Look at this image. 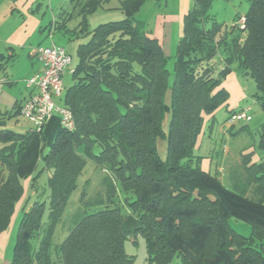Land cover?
Masks as SVG:
<instances>
[{"label": "trees", "instance_id": "trees-1", "mask_svg": "<svg viewBox=\"0 0 264 264\" xmlns=\"http://www.w3.org/2000/svg\"><path fill=\"white\" fill-rule=\"evenodd\" d=\"M143 1H121L123 19L88 30L86 20L102 0H86L75 28L67 29L65 12L44 28L87 37L75 47L73 85L63 93L74 128L59 126L48 152L42 153L44 126L24 133L3 128L19 114V102L0 113V234L22 199L23 183L33 189L36 165L50 172L47 203L35 200L23 212L10 264H131L124 242L137 234L149 264H264V162L240 157L242 185L229 170L235 192L218 172L204 171L195 155L205 122L211 129L218 109H227L221 83L232 67L253 80V99L264 113V0H245L242 29L235 24L239 15L227 26L209 14L214 0H193L182 17L171 82L170 57L135 20ZM7 62L0 55V76ZM241 109L227 110L226 119ZM158 139L166 144L164 158ZM88 161L105 174V202L113 203L119 189L130 195L124 199L129 213L118 207L86 213L82 200L66 237L55 243L65 203ZM230 219L248 224L250 235L236 234Z\"/></svg>", "mask_w": 264, "mask_h": 264}, {"label": "rangeland", "instance_id": "rangeland-1", "mask_svg": "<svg viewBox=\"0 0 264 264\" xmlns=\"http://www.w3.org/2000/svg\"><path fill=\"white\" fill-rule=\"evenodd\" d=\"M86 0H41L42 2V13L45 12L46 16L44 17V22H48L51 18H60L62 13L70 14L71 19L66 21L67 29L71 30L75 28L77 25V21L79 18L77 17V13L79 11L80 5H82ZM123 0H102L98 9L88 17L86 22L88 23V30H92L100 24L116 22L123 19V13L119 9L120 2ZM179 0H144L143 4L140 6V10L137 12L135 16V20L140 23L142 29L148 31L150 36L154 39L160 37V27L164 22H172L174 30L176 28L175 18L178 15L179 11ZM212 6L209 10V14L216 19V21L224 23L225 25H230L233 21L234 15L236 14H244L248 9V2L245 0H214L211 3ZM175 17V18H174ZM62 18V17H61ZM60 18V20H61ZM59 20V19H58ZM42 33V32H41ZM44 34V31H43ZM42 35V34H40ZM38 35V36H40ZM45 35V34H44ZM54 41L60 47L62 46L66 49L67 53H69L72 57V69L75 68L77 63L76 57V46L79 43L84 42L87 37L74 38L73 41H68V39L64 38L61 34L56 33L54 35ZM47 39V37H45ZM44 40V39H43ZM158 41V40H157ZM44 45H47V40L42 42ZM46 43V44H45ZM74 44V45H72ZM72 47V48H71ZM74 47V48H73ZM176 45L173 48V54H171L170 59L167 64V69L170 73V82L172 81V67H173V57L175 55ZM222 51L221 49L218 51L216 56L217 67L216 71L219 72L222 68L221 60H222ZM26 60L22 56V54L17 57L14 61L7 63V71H9L19 75H23L25 72V64ZM232 72L228 74V76L222 80V87L224 89L231 88L236 83L240 88L243 86L244 93L235 92L229 94V101L227 109L221 108L215 114L212 128L209 129L208 124L205 127V141L203 142L200 150H196L195 154L200 156H210L213 162L216 161L219 156H228L229 166L231 171L235 174L233 177V181H237L236 184L242 185L243 178L240 175L243 171H240V157L243 155H250L251 162L260 163L264 162V147L260 145L263 135H264V113L258 103H256L253 99L255 89V84L253 80L249 77H243L237 71L235 67H232ZM63 73L62 83L64 89L73 85V78L71 70ZM74 70V69H73ZM72 70V71H73ZM237 76V77H236ZM8 81L15 82L10 77L7 76ZM17 85V84H16ZM23 85V84H22ZM12 86H15L14 84ZM238 87V88H239ZM9 87L6 85H0V111L1 113L12 112L13 109V101L9 90ZM4 91L2 93L1 91ZM232 96V99H231ZM59 106H63V97L60 99H53ZM250 106L251 107V121L245 123L240 122L235 124L231 129H228L225 125L227 110H231L232 108L236 109L240 106ZM49 125H47V129L44 128L43 136V150L42 153L45 154L49 151L52 143L54 142V138L56 136V132L59 128L60 116L54 115L49 120ZM207 123V121L205 122ZM32 126L27 120H25L20 115L13 116L5 120V126L3 128L12 130L16 133H24L30 129ZM203 130V131H204ZM225 133V134H224ZM2 145L0 144V147ZM166 144L164 140L158 139L157 141V152L161 158L165 157L166 152ZM226 147V149H224ZM228 161V160H227ZM227 164V163H226ZM226 164L221 165L220 170L223 172L225 170ZM36 173L38 175L37 180L34 183L33 189L29 187V181L26 180L23 183V196L25 197L24 202L20 206H15L14 213L10 218L9 228L12 227L11 235H10V244L7 252V258L13 257L14 247L16 244L17 238V230L19 227V223L21 221V217L23 212L28 211L30 204L33 201L38 200L40 202L47 203L48 196V188H47V179L50 175V172L47 170H42L41 162L36 165ZM206 169V167H205ZM208 172L214 174V164L212 163L210 168H207ZM224 173V172H223ZM219 174V172H218ZM0 174V178H1ZM222 182L225 183V177L219 174ZM105 178L104 172L96 168L91 161L86 163V167L81 176H79L77 187L73 190L72 194L69 196L65 212L63 217V223L58 225L55 233L54 241L55 243L61 242L68 233V228H70V220L73 212L80 206V202L83 200L85 205H83V209H85L86 213H93L95 211H99L106 207H118L121 211V214L129 213L127 206L125 205V197H130V195H125L119 189H117L116 197L113 199V203L108 204L104 195V184L103 179ZM85 181H87L85 185ZM231 191L238 192L235 188H233L232 184L228 188ZM84 193V196L82 194ZM82 202V203H83ZM45 203V204H46ZM19 213V214H18ZM17 215V216H16ZM232 230L241 236L248 237L251 233V227L248 224L230 219L228 222ZM144 238L137 234L132 238L126 239L124 242V253H126L132 259L131 264H149L147 262L146 248ZM169 264H179L178 259H174L173 262Z\"/></svg>", "mask_w": 264, "mask_h": 264}, {"label": "crops", "instance_id": "crops-1", "mask_svg": "<svg viewBox=\"0 0 264 264\" xmlns=\"http://www.w3.org/2000/svg\"><path fill=\"white\" fill-rule=\"evenodd\" d=\"M192 1L193 0H179L178 15L176 16V18L174 17L177 29L174 30L172 22H164L163 25H161L160 27L161 35L160 37H157V40L159 42V45H161L164 54L167 57H170L171 54H173V48L175 47V45L177 46V42L179 41L181 36L180 30H182V19H183L182 17L189 10L191 6L190 3H192ZM42 5L43 4L41 0H0V55L8 56L7 63L14 61L21 54L26 60L25 72L23 73V75L21 74L18 76L17 74H14L10 71L9 74H7L6 69L8 64L6 63L7 65L5 69V75L0 76V85H6L9 87L7 90H9L12 99H14L13 106L18 102L22 104L24 100H26L30 96L31 90L27 89L26 80L29 79L31 75H33L40 69V64L37 62L33 49H35L38 45H44L42 43L44 40L45 41L47 40V45H48L50 40L48 38L46 39L45 37H47L49 31L48 29L44 30V28L47 26L54 25L53 22H57L59 19V18L58 19L51 18L47 23L44 22V17L46 16V14L45 12L42 13L41 11L43 8ZM236 15L243 16V14H236ZM43 31L45 35L43 34ZM146 32L150 35L148 31ZM56 33L61 34L64 38L68 39V41L74 40V38L71 39L68 34L62 31L58 32L57 30L54 29L53 35ZM53 38L54 36H52V41L55 43ZM71 66L72 63L70 65V68L72 69ZM7 76L10 77L12 80H15L16 83L8 81ZM13 84L15 86H12ZM238 87L239 86H237L236 83H234V86L231 88V90L229 88H226V90L229 92V94L231 93L232 96L233 94H235V92L244 93L243 86L241 88ZM1 92L4 93L3 90ZM61 97H63V95ZM60 98H55V99H60ZM233 109L234 108H232V110ZM208 124L209 122L206 123L205 127ZM47 125H49V122H47V124L44 126L45 129L48 128ZM202 134L203 135L201 136L199 143L197 145V151L200 150L199 149L201 148L200 146H202L203 142L205 141L204 140L206 136L205 130ZM196 156L200 157L201 160L200 167L207 172H208L207 168H210L212 163L214 164V171H213L214 173H217V171L221 168L220 167L221 165L223 166L224 164L227 163L225 170H223L224 172L223 177H225V183L222 182V185H224L227 188L231 186L232 181L230 180V171H229L230 166H229V159L227 158L228 156H219L218 158H216L217 160L214 162L211 159H209L210 156H200V155H196ZM24 184L28 189L27 186L28 182L27 184L24 182ZM24 199L25 197L22 198L17 204H15V206L17 207L19 206V208H21L22 206L20 205L22 204V202H24ZM11 230L12 227L9 228L8 226V228L5 231H3V233L0 234V264H10L12 260L11 258H7V252L9 248L8 244H10V240H11L10 239Z\"/></svg>", "mask_w": 264, "mask_h": 264}, {"label": "built area", "instance_id": "built-area-1", "mask_svg": "<svg viewBox=\"0 0 264 264\" xmlns=\"http://www.w3.org/2000/svg\"><path fill=\"white\" fill-rule=\"evenodd\" d=\"M235 24L239 28L245 26V17L241 16ZM53 28L48 32V45H38L34 50L40 69L26 80L27 89L31 90L30 96L24 100L19 109V114L32 126V130L39 132L43 126L54 116H60V126L65 130H73L74 120L70 110L64 106H59L53 101L63 95L62 87L63 73L69 71L72 57L66 49L60 47L52 41ZM251 107L244 106L242 109L226 119L227 128L233 127L240 122L251 121ZM226 149V147H224ZM222 170V169H221ZM217 171L221 176L223 172Z\"/></svg>", "mask_w": 264, "mask_h": 264}]
</instances>
